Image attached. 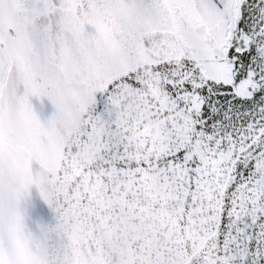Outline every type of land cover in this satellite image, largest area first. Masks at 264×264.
<instances>
[{
  "label": "snow or ice",
  "instance_id": "6c2138e0",
  "mask_svg": "<svg viewBox=\"0 0 264 264\" xmlns=\"http://www.w3.org/2000/svg\"><path fill=\"white\" fill-rule=\"evenodd\" d=\"M0 264H264V0H0Z\"/></svg>",
  "mask_w": 264,
  "mask_h": 264
},
{
  "label": "water",
  "instance_id": "95a60500",
  "mask_svg": "<svg viewBox=\"0 0 264 264\" xmlns=\"http://www.w3.org/2000/svg\"><path fill=\"white\" fill-rule=\"evenodd\" d=\"M33 103L38 113H40L42 116L47 114L42 111L40 102L33 101ZM45 104H47V102H45ZM47 107H48V112H50L51 110L50 105H47ZM34 197H35V193H34ZM31 212H32L33 218L35 219L44 220V221H49L52 219L50 210L38 198L34 200V205H33V208L31 209Z\"/></svg>",
  "mask_w": 264,
  "mask_h": 264
}]
</instances>
